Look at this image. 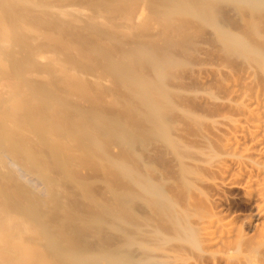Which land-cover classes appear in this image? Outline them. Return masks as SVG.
<instances>
[{"label": "rangeland", "instance_id": "374dc122", "mask_svg": "<svg viewBox=\"0 0 264 264\" xmlns=\"http://www.w3.org/2000/svg\"><path fill=\"white\" fill-rule=\"evenodd\" d=\"M207 1L216 8L202 20L174 12L176 0H0L10 26L2 46L37 96L33 131L62 162L69 190L60 207L38 211L25 188L1 182L10 210L26 218L23 208L33 209L18 234L40 256L26 264H253L243 248L263 238L258 202L215 182L233 174L219 166L241 153L226 128L243 111L241 97L264 102V0L255 11ZM219 28L257 53L225 44ZM218 206L238 236L206 250L200 222ZM99 225L117 244L103 247ZM77 228L90 249L73 243Z\"/></svg>", "mask_w": 264, "mask_h": 264}, {"label": "bare ground", "instance_id": "6f19581e", "mask_svg": "<svg viewBox=\"0 0 264 264\" xmlns=\"http://www.w3.org/2000/svg\"><path fill=\"white\" fill-rule=\"evenodd\" d=\"M235 1L241 4L245 3L253 11L258 10V6L261 4L258 0ZM199 3L202 6L198 10L199 4L196 5L197 3L195 4L193 0H176L174 12L190 16L197 14L198 19L200 17L202 20H205L209 16V6L211 9H215L216 6L207 0L199 1ZM251 13L253 12L251 11ZM9 30L10 26L7 25L5 18L0 16V79L9 76L7 86L0 90V264H26L28 260L40 256L39 252L32 251L19 238L18 234L19 231L29 230L31 221L29 217L33 209L32 207L23 208L27 216L26 218L22 217L19 211L10 210L6 199L10 192V186L1 182L3 180H12L25 188L30 200L38 205V211L40 208L53 209L60 207L64 194L69 190H67L62 173V162L54 159L51 154L43 149L46 145V139L43 134L40 132L34 133L33 131V121L30 114L33 111L35 118L41 115L39 107L37 105L32 107L31 105V102L36 100L37 96L30 93L29 84L22 81L18 68L11 64V58L2 46V40L8 37ZM220 33H222L221 36L225 44L228 41V45L235 46L242 51L249 50L253 54L257 53L256 46L249 44L248 41H244L241 35H230L224 28L221 29ZM144 91L142 92V95L146 99H144L145 101L143 100L144 104L151 106V109L154 111V107L158 108V105H155L156 101L152 97L149 99ZM241 98L243 111L236 115V117L230 118L226 128L231 132L235 147H239L242 154L240 153L239 156L226 160L224 164L219 166L223 170L231 168L233 174L227 178L218 180L215 182V185L223 191L225 189L237 188L247 194H252L258 202L255 217L264 219V166L262 165L264 163V102L246 95H243ZM244 133L248 134L251 139L249 145L240 143V137ZM33 140H35V143ZM243 156L244 159H242ZM253 156L262 161V164L260 161L259 164L253 163L251 160ZM249 168H254L253 173H251ZM146 183L148 181H145L144 184ZM143 188L145 189V187ZM152 188L148 185L149 192ZM134 202L132 199L131 201L129 199L127 204L131 203V206L137 209L138 207ZM139 206L141 205L139 204ZM134 211L136 210L134 209ZM19 217L21 221L15 223ZM200 227L206 250H212L221 246L228 247L230 242L235 241L238 236L236 230L233 228V217L224 215L223 209L220 206L204 220H201ZM97 232L102 237L104 248L110 247L118 241V238L115 235H111L102 225L98 226ZM262 234L263 238L253 248H243L244 254H251L253 260L255 259L252 261L253 264H264V260H261L263 258L262 251H264V232ZM72 241L74 244L84 246V248L90 249L92 246L84 228H77ZM13 247L19 248L17 255L10 253ZM258 256L260 259L256 261ZM125 258L127 259V257Z\"/></svg>", "mask_w": 264, "mask_h": 264}]
</instances>
